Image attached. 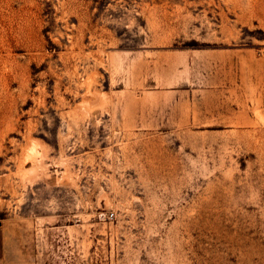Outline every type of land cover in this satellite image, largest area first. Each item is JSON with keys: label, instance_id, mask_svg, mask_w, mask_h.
Wrapping results in <instances>:
<instances>
[{"label": "rangeland", "instance_id": "1", "mask_svg": "<svg viewBox=\"0 0 264 264\" xmlns=\"http://www.w3.org/2000/svg\"><path fill=\"white\" fill-rule=\"evenodd\" d=\"M0 264H264V0H0Z\"/></svg>", "mask_w": 264, "mask_h": 264}, {"label": "bare ground", "instance_id": "2", "mask_svg": "<svg viewBox=\"0 0 264 264\" xmlns=\"http://www.w3.org/2000/svg\"><path fill=\"white\" fill-rule=\"evenodd\" d=\"M250 88V87H249ZM43 150V149H42ZM36 151V149L35 148H32L31 149V153L33 154V152H35ZM37 155V154H36ZM43 155V154H42ZM44 162V161H43ZM40 164V163H39ZM39 164H35L34 166L36 167L37 166V168H38V166H40ZM32 168V167H31ZM31 171H29V173H30Z\"/></svg>", "mask_w": 264, "mask_h": 264}]
</instances>
